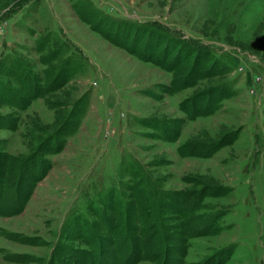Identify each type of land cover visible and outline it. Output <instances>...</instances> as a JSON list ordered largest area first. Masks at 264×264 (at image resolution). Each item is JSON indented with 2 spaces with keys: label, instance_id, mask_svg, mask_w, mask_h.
<instances>
[{
  "label": "rangeland",
  "instance_id": "1",
  "mask_svg": "<svg viewBox=\"0 0 264 264\" xmlns=\"http://www.w3.org/2000/svg\"><path fill=\"white\" fill-rule=\"evenodd\" d=\"M72 1L127 21V42L168 51L170 69L110 43ZM62 65L61 86L5 102ZM0 84V264H264V0H0ZM222 90L208 113L179 107Z\"/></svg>",
  "mask_w": 264,
  "mask_h": 264
},
{
  "label": "trees",
  "instance_id": "2",
  "mask_svg": "<svg viewBox=\"0 0 264 264\" xmlns=\"http://www.w3.org/2000/svg\"><path fill=\"white\" fill-rule=\"evenodd\" d=\"M70 5L73 7L74 13L81 20H83L84 22L89 24L90 27L94 31L98 32L103 38L108 40L113 45H116V46H118L120 48L125 49L127 52H129L130 54L138 57L139 59L146 60V61H151L154 64L162 66V67H164L166 69H170L169 64H167L168 62L166 63V57L169 54L168 51L165 54L157 53L156 45H152V46L150 45L149 46V44L147 42L145 43V45L144 44L142 45V50L143 51H141L136 46L137 42H138L137 41L138 40L137 37H135V38L133 37L134 38L133 41H132L133 43H131L130 40H129V42H127V40L125 39L126 34L120 33V29H119V26H118L119 24H117V23H120V21L121 22H127V21H123L121 18H116V16L108 14L106 12L103 13V11L98 10V9H96V12H94V10H93L94 7L92 8L90 3H88V5L91 8V11L89 10L88 7L87 8H80V6L77 4L76 1L75 2L72 1L70 3ZM92 12L97 14V16H100V18L106 24V28H102L101 29L99 26H95V25L91 24V22H90L89 18H87V16L89 15V13H92ZM125 20H127V19H125ZM131 21L132 20L128 21L129 26L133 25ZM113 25L115 27H117V26L118 27L116 29H113L114 28ZM124 25H126V24H124ZM158 36L157 35L151 36V37H155L156 38V44H157V42H159L160 37H162L161 34H159ZM60 69H61V71H59V72H62V74L54 76L49 81V83L46 84L45 87H44V85L41 86L40 82L34 80L33 83H28V87H27V89H29L28 94H26L24 96H20L19 98H16L18 100H16L15 98H11V97L4 98L5 102L8 103V104L16 105L17 107L21 108V107H24L25 105H27L29 100L31 98L37 96L38 93L43 91V89L51 90L52 88H56V87L61 86L65 82L67 77H68V69H67V67L65 65H62L59 68V70ZM26 78H27V76H26ZM24 79L25 78H23V80H22L23 83H24ZM185 81L184 82L181 81V82L176 83L173 80H171V83H170V86H168V89L170 91H173L174 89H177L178 86L189 84V82L185 83ZM181 83H185V84H181ZM1 85L2 84H0V87H1ZM2 92L4 93L3 90H2ZM225 93H226L225 90L217 91V93L215 95H213L212 97L211 96L208 97L207 100H206L207 103H205L202 106H200L201 102L199 100H194V101L190 102L189 101L190 99L185 98V99H182V100L179 101V107L185 113L187 118L194 117L195 115H198V114L208 113V112H210L211 109H213L215 107L216 102H218L219 99L225 95ZM4 94H6V93H4ZM3 118H4L3 116H0V119H3ZM70 118H71L70 116L65 117V119L63 120V123H61L59 125L57 130L54 129V131L52 133V136L54 135L58 139V143H60V145L57 144L56 148H54L53 151L59 150L61 148L62 143H63L62 134L69 130L68 129L69 126H70L69 124H70V122L72 120ZM4 121H6V122L3 125H6L7 127H12L14 125L12 120L11 121L10 120H4ZM73 124H75V122ZM73 124H72V126H73ZM162 126L165 128L164 132H166L165 133L166 138H168V139L175 138L176 134L178 133V127H175V128H173L172 126L169 127L167 124H165V125L162 124ZM176 126H178V124ZM183 145H185V143L180 144L178 146V149L182 150L183 149V147H182ZM42 162H43V164H42L43 166L41 167V169L37 173L32 174L31 180L29 181V183L26 184V187L20 193V197L18 199H16V201L14 202L15 203V207L8 208V210H6V211H8L7 213H16V212H18V211H20L22 209L26 198L31 193V189L33 187L34 182L39 180L45 174L46 170L49 167L48 162H46V161L44 162L43 160H42ZM31 166H32V168H36L38 166V163L37 162L32 163ZM0 211H1V204H0ZM175 211L179 212L182 215L186 214V212L183 209H179V206L175 207ZM187 221H189V218H185L184 222L182 223L184 228H188L187 229L188 232H186V233L187 234L189 233L188 235L198 234L190 226V224L187 226ZM210 222L211 223L209 225V228H207V230L204 233L214 232V231L217 230V228L214 227V220H212V221L210 220ZM177 241L180 242L181 240L179 238H177ZM133 245H135V243ZM184 251H185V248H184V246L182 244L178 245L177 247L174 246V253H176L178 255V257L182 256L184 254ZM164 264H185V263L180 258H178V259H176V263H174V261L170 259V262L168 261V262H166Z\"/></svg>",
  "mask_w": 264,
  "mask_h": 264
}]
</instances>
